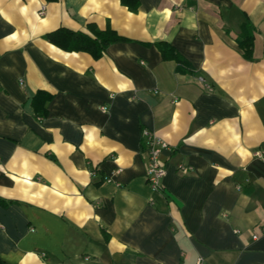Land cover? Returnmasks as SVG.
<instances>
[{
    "label": "crops",
    "instance_id": "0c3cea01",
    "mask_svg": "<svg viewBox=\"0 0 264 264\" xmlns=\"http://www.w3.org/2000/svg\"><path fill=\"white\" fill-rule=\"evenodd\" d=\"M89 25L127 40L45 38ZM144 129L168 145L159 191ZM198 261L264 264V0H0V263Z\"/></svg>",
    "mask_w": 264,
    "mask_h": 264
},
{
    "label": "trees",
    "instance_id": "16d2710c",
    "mask_svg": "<svg viewBox=\"0 0 264 264\" xmlns=\"http://www.w3.org/2000/svg\"><path fill=\"white\" fill-rule=\"evenodd\" d=\"M121 3L130 11L135 12L139 0H121ZM89 30L90 34L59 27L46 33L45 38L65 51H84L89 53L93 58L100 57L110 44L127 40L110 28L100 30L89 25ZM236 42L242 50V56L250 60L252 58L253 34L252 27L248 21L241 23L240 32L236 36ZM160 50L164 58L175 59L181 66L185 67L182 57L172 47L167 46L164 48L162 46Z\"/></svg>",
    "mask_w": 264,
    "mask_h": 264
},
{
    "label": "built area",
    "instance_id": "2783aa9c",
    "mask_svg": "<svg viewBox=\"0 0 264 264\" xmlns=\"http://www.w3.org/2000/svg\"><path fill=\"white\" fill-rule=\"evenodd\" d=\"M43 7L39 11V15L43 14ZM104 109L105 107H101ZM142 135L144 138V145H145V157H146V164H145V178L149 188L152 191H159L161 188V179L165 174V169L161 164L160 161V154L161 152L167 148V143L158 135L153 133L148 129H144L142 131ZM181 171H187L189 167L180 165L178 167ZM109 181L108 178L105 179ZM196 264H200L198 261Z\"/></svg>",
    "mask_w": 264,
    "mask_h": 264
},
{
    "label": "water",
    "instance_id": "95a60500",
    "mask_svg": "<svg viewBox=\"0 0 264 264\" xmlns=\"http://www.w3.org/2000/svg\"><path fill=\"white\" fill-rule=\"evenodd\" d=\"M173 201H175L176 202V199L172 196V195H170V194H168V193H166Z\"/></svg>",
    "mask_w": 264,
    "mask_h": 264
}]
</instances>
